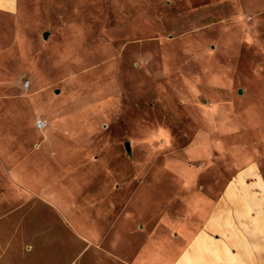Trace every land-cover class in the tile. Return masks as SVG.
Here are the masks:
<instances>
[{
  "label": "rangeland",
  "instance_id": "1",
  "mask_svg": "<svg viewBox=\"0 0 264 264\" xmlns=\"http://www.w3.org/2000/svg\"><path fill=\"white\" fill-rule=\"evenodd\" d=\"M245 173L264 0L0 3V264H112L127 224L172 235L188 188Z\"/></svg>",
  "mask_w": 264,
  "mask_h": 264
},
{
  "label": "crops",
  "instance_id": "2",
  "mask_svg": "<svg viewBox=\"0 0 264 264\" xmlns=\"http://www.w3.org/2000/svg\"><path fill=\"white\" fill-rule=\"evenodd\" d=\"M242 175L215 197L188 188L186 219L172 220V235L148 238L127 224L112 264H264V182Z\"/></svg>",
  "mask_w": 264,
  "mask_h": 264
},
{
  "label": "built area",
  "instance_id": "3",
  "mask_svg": "<svg viewBox=\"0 0 264 264\" xmlns=\"http://www.w3.org/2000/svg\"><path fill=\"white\" fill-rule=\"evenodd\" d=\"M44 126H45V123L44 122H39L38 124H37V127L39 128V129H43L44 128Z\"/></svg>",
  "mask_w": 264,
  "mask_h": 264
}]
</instances>
